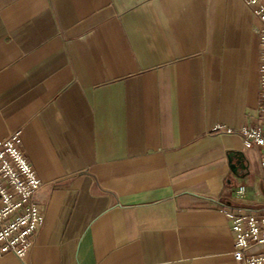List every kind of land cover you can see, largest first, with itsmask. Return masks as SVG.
<instances>
[{
    "label": "crops",
    "instance_id": "1",
    "mask_svg": "<svg viewBox=\"0 0 264 264\" xmlns=\"http://www.w3.org/2000/svg\"><path fill=\"white\" fill-rule=\"evenodd\" d=\"M259 27L243 0H0V139L44 215L0 264H237L260 152L213 128L260 123Z\"/></svg>",
    "mask_w": 264,
    "mask_h": 264
},
{
    "label": "built area",
    "instance_id": "2",
    "mask_svg": "<svg viewBox=\"0 0 264 264\" xmlns=\"http://www.w3.org/2000/svg\"><path fill=\"white\" fill-rule=\"evenodd\" d=\"M259 21L260 123L239 130L217 124L214 132L238 133L247 147L260 152L264 181V0H243ZM42 181L22 149L19 131L0 139V257L13 253L24 260L44 222L37 193ZM240 187L239 191H243ZM234 236L232 256L237 264H264V206L226 208Z\"/></svg>",
    "mask_w": 264,
    "mask_h": 264
},
{
    "label": "water",
    "instance_id": "3",
    "mask_svg": "<svg viewBox=\"0 0 264 264\" xmlns=\"http://www.w3.org/2000/svg\"><path fill=\"white\" fill-rule=\"evenodd\" d=\"M233 157L236 159V163H233ZM229 166L231 169L237 173L238 168L245 169L246 165L244 164V155L242 152H230L228 154Z\"/></svg>",
    "mask_w": 264,
    "mask_h": 264
}]
</instances>
